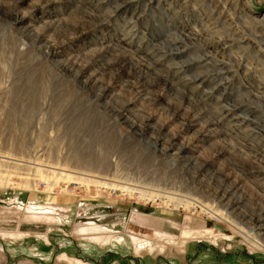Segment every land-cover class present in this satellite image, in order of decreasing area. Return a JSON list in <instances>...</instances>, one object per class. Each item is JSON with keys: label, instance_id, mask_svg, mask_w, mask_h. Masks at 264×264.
Returning <instances> with one entry per match:
<instances>
[{"label": "rangeland", "instance_id": "obj_1", "mask_svg": "<svg viewBox=\"0 0 264 264\" xmlns=\"http://www.w3.org/2000/svg\"><path fill=\"white\" fill-rule=\"evenodd\" d=\"M0 3V264L264 263V251L236 231L242 219L213 196L223 186L206 179L200 187L175 160L155 155L57 74L8 13L29 11L38 29L36 16L59 17L64 26L47 39L77 59L85 78L100 73L138 124L179 134L172 115L180 110L217 123L212 142L195 150L198 162L240 184L238 196L264 214V0ZM41 68L67 101L34 83L32 95L15 92Z\"/></svg>", "mask_w": 264, "mask_h": 264}, {"label": "bare ground", "instance_id": "obj_2", "mask_svg": "<svg viewBox=\"0 0 264 264\" xmlns=\"http://www.w3.org/2000/svg\"><path fill=\"white\" fill-rule=\"evenodd\" d=\"M8 13L14 14L10 21L20 27L24 38H29L34 46H38L40 54L49 59V62L52 63L55 72V68H57L61 71V73L63 72L68 74L72 78L73 84H77L81 89L88 91L91 99L98 103L100 108L108 112L116 121H120L122 125L130 129L129 133H132V135L134 134L135 136H141L151 143L155 155L159 154L160 158H170L175 160L178 168H180L181 171L190 174L191 180L196 182V184L200 187H202V184L204 185L206 179L216 181L218 185L223 186V190L220 193L214 191L213 196L218 199L220 204L225 205V207L230 210V214L239 217L242 219L241 221L244 222L243 228L241 226L236 227V225H234L236 231L241 233L251 246H257L264 251V214L259 210H253L251 207L246 206L245 202L240 196H238L242 188L240 184H236L234 181H232L231 184L230 182H225L219 177V172L217 173L212 162L202 160V162L199 163L196 155L200 157L201 153L198 152L195 155V150H199L202 146L206 147L210 142H212V138H214L213 136L216 132L215 127H217V123L212 120H203L200 115H193L189 119V114L184 115L183 110H180L172 115V118L176 119L182 128L179 134L171 133V135L168 136V131L164 130L162 127L158 128L155 125L150 124V120L143 121L141 125L138 124L134 119V114L130 112V108L128 106H124L121 109L117 108L116 96L112 93L110 86L102 84L100 73L97 72L95 75L91 76V78H85L86 69H77V59L66 60L64 58V56H66L65 50L55 44H52L51 41L47 39L50 38L51 34H55L64 26L59 17L55 16L47 22L42 14L36 16L34 19L39 22L38 24H43L42 29H38L39 27L29 24L27 20L29 17V11L27 13H21L20 11L11 8V10H8ZM49 33L51 34L47 35ZM82 34L83 31L81 32V35ZM70 40L74 41L75 38L71 37ZM95 64L101 69L105 64V58H99ZM64 75L65 74H63V76ZM55 79V74L51 73L47 75L44 73L42 68L40 75H35L33 72L29 71L26 76V82H24L21 87L19 86V88H15V92H23L26 96L32 95L33 90L38 89L34 86V84H36L44 96L50 93L51 95L53 94V96L57 95L56 98L59 99V102H65L70 94H67L68 91L66 90H64V93L61 91L63 96H61V93L58 94L59 89L54 84ZM82 109H86V107L83 106ZM235 121H239V119H235ZM240 121H247V119H240ZM190 131H192L191 141H188L180 146V139H183V136L181 135ZM192 149H194V151L190 152ZM222 154L223 153L220 152L218 153V156L223 157L224 155ZM214 158L216 159V157ZM228 180L229 178L227 181ZM105 181L108 182V179ZM97 183L99 185L103 184L101 186H110V184L107 183ZM243 205H245V210L249 209L248 212L252 214L251 216L243 210ZM226 222L228 223V221ZM234 222L233 224H235ZM246 228L251 235L246 234ZM91 240L97 245H105L108 242V238L102 239L101 242L99 238H93ZM70 264L82 263L74 261Z\"/></svg>", "mask_w": 264, "mask_h": 264}, {"label": "crops", "instance_id": "obj_3", "mask_svg": "<svg viewBox=\"0 0 264 264\" xmlns=\"http://www.w3.org/2000/svg\"><path fill=\"white\" fill-rule=\"evenodd\" d=\"M4 258H5V254H4ZM6 262H8L7 258H6ZM10 264H33V263L21 259V260H16L14 263H10ZM243 264H248V263H243ZM250 264H264V263H258L257 261H255L254 263H250Z\"/></svg>", "mask_w": 264, "mask_h": 264}]
</instances>
